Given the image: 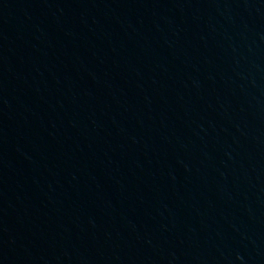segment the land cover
Masks as SVG:
<instances>
[{"label": "water", "instance_id": "95a60500", "mask_svg": "<svg viewBox=\"0 0 264 264\" xmlns=\"http://www.w3.org/2000/svg\"><path fill=\"white\" fill-rule=\"evenodd\" d=\"M0 264H264V0H0Z\"/></svg>", "mask_w": 264, "mask_h": 264}]
</instances>
